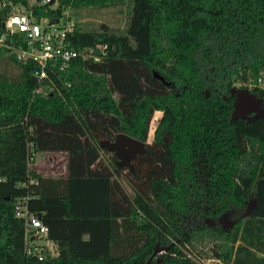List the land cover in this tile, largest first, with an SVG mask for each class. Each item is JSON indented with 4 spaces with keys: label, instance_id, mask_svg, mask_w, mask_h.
<instances>
[{
    "label": "trees",
    "instance_id": "16d2710c",
    "mask_svg": "<svg viewBox=\"0 0 264 264\" xmlns=\"http://www.w3.org/2000/svg\"><path fill=\"white\" fill-rule=\"evenodd\" d=\"M10 1L50 19L119 8L126 21L75 22L73 48L97 61L78 57L41 83L35 63L0 48L17 70L0 71V264H264V118L231 119L239 91L264 110V0ZM120 133L146 150L132 171L99 147ZM48 153L66 155L62 175L30 169ZM23 206L54 254L26 253Z\"/></svg>",
    "mask_w": 264,
    "mask_h": 264
},
{
    "label": "built area",
    "instance_id": "2783aa9c",
    "mask_svg": "<svg viewBox=\"0 0 264 264\" xmlns=\"http://www.w3.org/2000/svg\"><path fill=\"white\" fill-rule=\"evenodd\" d=\"M55 2L52 4L54 5ZM50 5V0H40L39 5ZM4 11V12H3ZM74 23L67 10L59 17L34 16L21 4H15L10 0H0V24L4 33L0 35V48L8 51L20 62H33L37 65L35 76L38 82L49 79V72H62L69 68L70 64L78 57L91 58L94 49H86L84 53L73 48L70 34L74 31ZM95 48L104 54L105 45H96ZM52 91V87L39 85L35 93ZM16 216L24 220L25 224V251L28 254L34 251L56 252V245L48 239V228L40 218L30 212L25 206L16 210ZM32 235V237L30 236ZM33 246V251L31 247Z\"/></svg>",
    "mask_w": 264,
    "mask_h": 264
},
{
    "label": "rangeland",
    "instance_id": "374dc122",
    "mask_svg": "<svg viewBox=\"0 0 264 264\" xmlns=\"http://www.w3.org/2000/svg\"><path fill=\"white\" fill-rule=\"evenodd\" d=\"M29 5L36 4L37 0H28ZM119 8H97L95 6L85 7L79 10H67L69 17L73 22H78L83 30H97L100 24H105L109 28L115 31H122L125 27V15L119 13ZM7 70L11 73H16L17 70L13 64L6 61L5 57H0V71ZM259 87L264 88V75L262 74L258 80ZM232 87L236 89L243 88L240 83L234 82ZM207 90H205L206 92ZM209 95V93H208ZM255 104L250 101V98L245 95V92L239 91L235 98L234 110H244L243 118L248 116L247 110L254 108ZM246 112V113H245ZM249 112V111H248ZM160 118V113L156 112L150 123V130L148 134V141H151L153 131L157 125V121ZM66 159L64 154H42L37 155L33 162L30 163V169L43 175H62L65 171ZM222 225L229 228L232 223L228 219H223ZM211 223V222H210ZM204 254L211 255L210 246L200 247ZM203 258V264H218L215 259Z\"/></svg>",
    "mask_w": 264,
    "mask_h": 264
},
{
    "label": "water",
    "instance_id": "95a60500",
    "mask_svg": "<svg viewBox=\"0 0 264 264\" xmlns=\"http://www.w3.org/2000/svg\"><path fill=\"white\" fill-rule=\"evenodd\" d=\"M55 2V0H50V5H52ZM156 78H159L163 81L162 77H159L155 75ZM208 90L205 92V96H208ZM235 93V90H232V94ZM246 96L250 98V101L255 104L254 108L247 110L250 112H255L258 115L256 117H262L264 118V110H262L261 107V101L254 100L251 98L247 93H245ZM235 105V101L233 106ZM245 112V113H246ZM244 110H233L232 113V120H235L237 118L245 119L243 118ZM99 147L106 149L109 152H112L116 158H117V166L119 168H128L131 171L132 168V160L139 154H144L146 152L144 148V144L136 139H133L126 134L120 133L117 134L115 139L113 141H100ZM167 247L162 248H156L153 251L152 255H155L157 252L166 251ZM147 264H150V260L147 261Z\"/></svg>",
    "mask_w": 264,
    "mask_h": 264
},
{
    "label": "flooded vegetation",
    "instance_id": "af4514ba",
    "mask_svg": "<svg viewBox=\"0 0 264 264\" xmlns=\"http://www.w3.org/2000/svg\"><path fill=\"white\" fill-rule=\"evenodd\" d=\"M252 112H248L247 114H248V116L245 118V119H247V118H249V115L251 114ZM231 117H232V115H231ZM169 141H170V139L169 138H167ZM209 224H210V222H208ZM232 223V222H231ZM222 227H223V229H227V227L226 226H223L222 225ZM231 227V226H230ZM158 262H156V264H157Z\"/></svg>",
    "mask_w": 264,
    "mask_h": 264
},
{
    "label": "crops",
    "instance_id": "0c3cea01",
    "mask_svg": "<svg viewBox=\"0 0 264 264\" xmlns=\"http://www.w3.org/2000/svg\"><path fill=\"white\" fill-rule=\"evenodd\" d=\"M48 154H50V153H48ZM51 154H56V153H51ZM59 154V153H58ZM62 154V153H61ZM65 155V154H64ZM65 159H66V155H65ZM65 172V171H64Z\"/></svg>",
    "mask_w": 264,
    "mask_h": 264
}]
</instances>
